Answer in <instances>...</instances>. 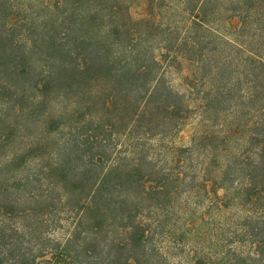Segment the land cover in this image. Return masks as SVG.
<instances>
[{
  "label": "trees",
  "instance_id": "16d2710c",
  "mask_svg": "<svg viewBox=\"0 0 264 264\" xmlns=\"http://www.w3.org/2000/svg\"><path fill=\"white\" fill-rule=\"evenodd\" d=\"M133 1L0 0V264H264V0Z\"/></svg>",
  "mask_w": 264,
  "mask_h": 264
},
{
  "label": "rangeland",
  "instance_id": "374dc122",
  "mask_svg": "<svg viewBox=\"0 0 264 264\" xmlns=\"http://www.w3.org/2000/svg\"><path fill=\"white\" fill-rule=\"evenodd\" d=\"M130 15L133 19L139 20L141 18L146 17V3L143 0H134L129 7ZM166 18V17H165ZM174 79V83H179L180 79L177 76H172ZM195 115L190 114V118L182 124L181 129L178 133L172 138V143L175 146H187L191 143V136L193 134L194 128H195ZM219 196L222 195V191H218ZM204 200V201H203ZM192 201H198V206L201 207L199 209H204L206 206L205 199L202 198V202L199 201L196 197H193ZM200 212V211H199ZM210 215L213 214V217L216 220H219L223 222V218L229 217L233 221V224H236L237 226L232 227L234 230V234L230 236H225L223 240L217 241V243H211L210 240H206L203 236L204 234H192L191 235L193 240H195V243H193L189 248L190 250H193V257L192 260L195 262V264H216L219 263L224 258H227L230 253H232L230 250H235L236 252L242 253V250L250 251L254 249L255 239H254V227L256 226L255 222L252 221L245 225L243 228L241 226L240 219H238L237 216L242 215L241 208L234 206L230 208L227 212L223 213V215H216V212L210 211ZM264 216V214H263ZM241 218V217H239ZM209 222V221H208ZM203 227H209L208 224H202ZM169 226V225H168ZM202 227V228H203ZM245 228V229H244ZM201 229V225L197 226V230ZM248 231L245 232L244 231ZM165 234L169 233L168 227L164 229ZM251 234V235H250ZM254 242V243H253ZM201 243L204 244V246L201 245ZM161 249L165 253H170L168 259V263L172 264H183V257L185 254H187V248L184 249V252H181L178 256V253H173V250L171 247L173 246V243L171 242H162L161 243ZM178 252V251H175ZM229 252V253H228ZM234 256V255H233ZM232 257V255H231Z\"/></svg>",
  "mask_w": 264,
  "mask_h": 264
}]
</instances>
